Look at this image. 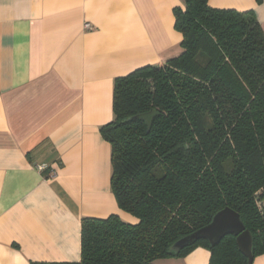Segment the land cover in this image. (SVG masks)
Listing matches in <instances>:
<instances>
[{
    "label": "trees",
    "instance_id": "1",
    "mask_svg": "<svg viewBox=\"0 0 264 264\" xmlns=\"http://www.w3.org/2000/svg\"><path fill=\"white\" fill-rule=\"evenodd\" d=\"M173 10L178 53L114 80L110 188L118 216L81 220L80 260L41 264H154L202 246L208 264H248L235 237L174 250L224 208L264 254V34L251 13L183 0ZM156 111L149 130L136 116ZM37 264V263H31Z\"/></svg>",
    "mask_w": 264,
    "mask_h": 264
},
{
    "label": "crops",
    "instance_id": "2",
    "mask_svg": "<svg viewBox=\"0 0 264 264\" xmlns=\"http://www.w3.org/2000/svg\"><path fill=\"white\" fill-rule=\"evenodd\" d=\"M208 6L251 13L264 34V0ZM175 8L183 0H0V264L77 263L82 219L137 222L111 192L100 128L116 78L178 53ZM209 257L199 246L154 264Z\"/></svg>",
    "mask_w": 264,
    "mask_h": 264
},
{
    "label": "water",
    "instance_id": "3",
    "mask_svg": "<svg viewBox=\"0 0 264 264\" xmlns=\"http://www.w3.org/2000/svg\"><path fill=\"white\" fill-rule=\"evenodd\" d=\"M155 116H157V112L152 110L138 115L136 118L144 120L147 130H149ZM229 235L235 237L238 251L247 258L248 264H252V235L248 230H245L239 215L229 208L218 211L208 225L177 241L173 245V249L181 250L185 246L202 239L206 240L210 246H216L224 237Z\"/></svg>",
    "mask_w": 264,
    "mask_h": 264
},
{
    "label": "built area",
    "instance_id": "4",
    "mask_svg": "<svg viewBox=\"0 0 264 264\" xmlns=\"http://www.w3.org/2000/svg\"><path fill=\"white\" fill-rule=\"evenodd\" d=\"M84 27H85L86 29H89V30L91 29V27H90L89 24H85ZM37 168H38V170H43V169H44V167H42V166L37 167Z\"/></svg>",
    "mask_w": 264,
    "mask_h": 264
}]
</instances>
